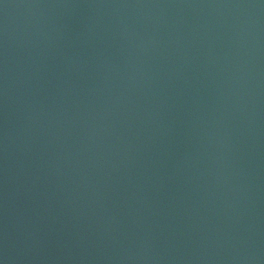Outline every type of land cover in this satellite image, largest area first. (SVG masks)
I'll use <instances>...</instances> for the list:
<instances>
[{
    "label": "water",
    "instance_id": "95a60500",
    "mask_svg": "<svg viewBox=\"0 0 264 264\" xmlns=\"http://www.w3.org/2000/svg\"><path fill=\"white\" fill-rule=\"evenodd\" d=\"M0 264H264V0H0Z\"/></svg>",
    "mask_w": 264,
    "mask_h": 264
}]
</instances>
